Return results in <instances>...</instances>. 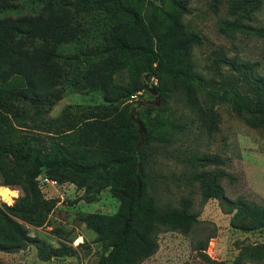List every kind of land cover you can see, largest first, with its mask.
Wrapping results in <instances>:
<instances>
[{"label": "rangeland", "instance_id": "obj_1", "mask_svg": "<svg viewBox=\"0 0 264 264\" xmlns=\"http://www.w3.org/2000/svg\"><path fill=\"white\" fill-rule=\"evenodd\" d=\"M0 1L8 3L4 10L8 15H33L50 0ZM145 1L182 14L186 34H195L199 41L191 42L179 61L209 81L211 91L248 93L252 78L264 74V0ZM72 11L74 36L57 47V62L71 81L54 86L58 101L51 108L36 109L17 100L15 115L0 107V202L13 204L21 191L18 185H2L4 175L13 182L28 171L35 172L41 197L47 201L44 222H22L30 238L19 248L0 249V264H98L111 249L116 227L115 220L112 229L110 219L109 229H104L102 217L123 212V203L101 182L103 136L84 131V118L101 116L106 101L102 90L83 78L112 58L125 67L113 71L111 81L129 91L139 79L141 63L112 49L110 31L117 20L111 12L90 0L74 4ZM140 81L161 89L160 109L141 118L151 132L168 139L147 167L151 176L144 195H153L158 205L187 209L197 221L174 228L154 225L151 240L156 251L138 264H231L241 249L264 243V229L237 227L254 225L255 215L264 210V197L250 185L242 162L244 150L264 152V126L246 121L228 101L212 99L199 82L145 73ZM133 93L124 97L125 102L137 100L146 106L155 98L146 88ZM58 145L70 152L66 158L90 172L57 166ZM10 147L26 153L32 163L18 162L3 151ZM138 228L148 230V223L142 220Z\"/></svg>", "mask_w": 264, "mask_h": 264}, {"label": "trees", "instance_id": "obj_2", "mask_svg": "<svg viewBox=\"0 0 264 264\" xmlns=\"http://www.w3.org/2000/svg\"><path fill=\"white\" fill-rule=\"evenodd\" d=\"M84 1L87 0H50L33 15H8L4 13L8 3L0 1V107L15 115L17 100L33 104L36 109L44 105L51 108L58 101L60 96L52 93L54 86L57 82L64 85L70 79L63 76L64 66L57 62V47L72 40L75 19L72 8ZM90 1L100 10L107 9L117 20L110 31L112 49L136 57L141 63L139 79L129 91H122L123 87L111 81V73L125 67L124 62H116L112 58L88 71L83 78L90 87L102 90L106 101L101 116L91 114L84 118V131L103 136L101 182L109 185L112 195L123 203L122 213L106 219L102 217L100 226L104 229H109L110 219L112 229L115 220L116 227L111 249L99 258L98 264H138L156 251L157 244L151 240L154 225L165 224L174 228L181 223L197 221V217L184 208L158 205L153 195H144L143 189L151 176L147 167L155 150L165 148L168 139L151 132L141 118V115H150L160 107L140 106L137 100L125 102L124 97L146 88V84L140 81L144 73L149 77H167L174 81H196L206 90L210 82L183 68L179 61L189 44L199 41L195 34H186L180 12L146 4L145 0ZM153 86L162 97L161 89ZM220 91L221 95L211 89L208 93L216 101H228L234 111L252 125L264 126V74L252 78L248 93L238 89L232 93L226 89ZM136 119L144 131L142 140ZM58 147L57 166H71L79 173L90 172L75 160L66 158L70 152L65 146ZM3 151L18 162L32 163L28 155L17 148H5ZM35 176V172L28 171L12 182L4 175L2 185H18L21 191L13 204L0 202V249L19 248L30 238L22 222L34 225L44 222L42 208L47 201L41 197ZM3 193L7 195L5 187ZM216 195L219 196L218 192ZM252 207L259 209L256 204ZM142 220L148 223V230L138 228ZM254 220V225L245 223L237 227L264 229L263 209L260 208ZM97 231L100 235L103 233L101 228ZM248 262L264 264V243L241 249L231 264Z\"/></svg>", "mask_w": 264, "mask_h": 264}, {"label": "crops", "instance_id": "obj_3", "mask_svg": "<svg viewBox=\"0 0 264 264\" xmlns=\"http://www.w3.org/2000/svg\"><path fill=\"white\" fill-rule=\"evenodd\" d=\"M242 162L250 185L264 197V152L244 150Z\"/></svg>", "mask_w": 264, "mask_h": 264}, {"label": "water", "instance_id": "obj_4", "mask_svg": "<svg viewBox=\"0 0 264 264\" xmlns=\"http://www.w3.org/2000/svg\"><path fill=\"white\" fill-rule=\"evenodd\" d=\"M146 88L148 89L149 92H151L152 95L155 96V98H154V100H147L144 105H146V106L151 105V106L158 107L161 103V99H162L161 95L158 94V92L154 86H148V84H146ZM136 121H137L138 126H139V131L141 133V140H142L143 136H144V131H142V126L139 123V120L136 119Z\"/></svg>", "mask_w": 264, "mask_h": 264}, {"label": "built area", "instance_id": "obj_5", "mask_svg": "<svg viewBox=\"0 0 264 264\" xmlns=\"http://www.w3.org/2000/svg\"><path fill=\"white\" fill-rule=\"evenodd\" d=\"M48 181V178H45Z\"/></svg>", "mask_w": 264, "mask_h": 264}]
</instances>
